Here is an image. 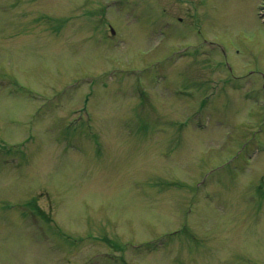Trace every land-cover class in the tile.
Here are the masks:
<instances>
[{
  "label": "rangeland",
  "instance_id": "rangeland-1",
  "mask_svg": "<svg viewBox=\"0 0 264 264\" xmlns=\"http://www.w3.org/2000/svg\"><path fill=\"white\" fill-rule=\"evenodd\" d=\"M261 3L0 0V264H264Z\"/></svg>",
  "mask_w": 264,
  "mask_h": 264
}]
</instances>
